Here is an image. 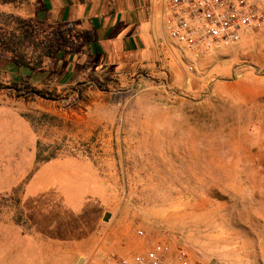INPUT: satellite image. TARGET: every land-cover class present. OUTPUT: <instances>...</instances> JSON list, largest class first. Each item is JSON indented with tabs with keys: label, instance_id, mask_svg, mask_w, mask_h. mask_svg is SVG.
Segmentation results:
<instances>
[{
	"label": "rangeland",
	"instance_id": "rangeland-1",
	"mask_svg": "<svg viewBox=\"0 0 264 264\" xmlns=\"http://www.w3.org/2000/svg\"><path fill=\"white\" fill-rule=\"evenodd\" d=\"M18 6L0 1V34L34 60ZM184 65L200 91L150 73L49 99L0 84V113L14 130L26 121L0 139V264L93 263L156 242L196 264H264V31Z\"/></svg>",
	"mask_w": 264,
	"mask_h": 264
},
{
	"label": "crops",
	"instance_id": "crops-1",
	"mask_svg": "<svg viewBox=\"0 0 264 264\" xmlns=\"http://www.w3.org/2000/svg\"><path fill=\"white\" fill-rule=\"evenodd\" d=\"M18 9L19 15L26 19L73 25L80 39L75 46L57 50L35 69L20 66L0 47V84L4 86L29 85L51 93L68 86L90 84L95 77L126 78L150 73L167 74V83L179 90L197 92L203 87L186 72L179 50L171 45L164 0H21ZM86 31L92 36L90 42ZM12 127L10 114L0 113V139L5 146L6 134L11 131L16 130L18 136L26 135V121L22 129ZM4 163L6 150L0 148V168H6ZM178 250L177 245L171 255Z\"/></svg>",
	"mask_w": 264,
	"mask_h": 264
},
{
	"label": "built area",
	"instance_id": "built-area-1",
	"mask_svg": "<svg viewBox=\"0 0 264 264\" xmlns=\"http://www.w3.org/2000/svg\"><path fill=\"white\" fill-rule=\"evenodd\" d=\"M169 40L179 50L181 61L194 72L196 63L212 51L239 43L247 33L264 31V0H164ZM138 234L144 236V231ZM172 252L169 242L133 256L107 254L97 263L86 264H166ZM179 264H191L188 251L180 247Z\"/></svg>",
	"mask_w": 264,
	"mask_h": 264
},
{
	"label": "trees",
	"instance_id": "trees-1",
	"mask_svg": "<svg viewBox=\"0 0 264 264\" xmlns=\"http://www.w3.org/2000/svg\"><path fill=\"white\" fill-rule=\"evenodd\" d=\"M0 1L3 5L15 4V7H17L16 3L19 0ZM19 31L22 40L27 41L35 50H42V54L39 57L34 60L28 59L18 48L11 46L1 34L0 47L10 53L14 61L20 66H28L33 69L42 66L45 59L52 58L57 50L75 46L80 39L79 31L73 25L44 24L42 21L35 19H20ZM85 34L87 42H90L92 40L91 34L88 31ZM16 90L19 94L28 92L32 96H40L47 99L52 98L51 94L34 89L29 85H23L21 88L16 87Z\"/></svg>",
	"mask_w": 264,
	"mask_h": 264
},
{
	"label": "water",
	"instance_id": "water-1",
	"mask_svg": "<svg viewBox=\"0 0 264 264\" xmlns=\"http://www.w3.org/2000/svg\"><path fill=\"white\" fill-rule=\"evenodd\" d=\"M110 217H111V214L110 213H107L105 216H104V221L108 222L110 220ZM86 259L85 258H80L79 261L77 262V264H86Z\"/></svg>",
	"mask_w": 264,
	"mask_h": 264
}]
</instances>
